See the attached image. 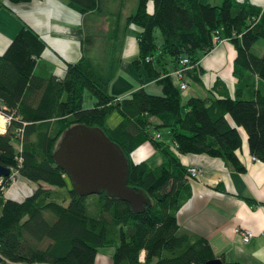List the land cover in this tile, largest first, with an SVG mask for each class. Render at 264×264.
<instances>
[{
  "label": "trees",
  "instance_id": "16d2710c",
  "mask_svg": "<svg viewBox=\"0 0 264 264\" xmlns=\"http://www.w3.org/2000/svg\"><path fill=\"white\" fill-rule=\"evenodd\" d=\"M69 1L82 13L99 9L98 0ZM136 6L124 23L121 17L111 23L114 51L108 57L113 66L107 72L103 62L84 55L61 78L35 76L45 43L29 28H23L0 56V108L6 107L15 118L8 133L0 134V164L18 167L17 157L22 156L19 180L35 185L23 200L9 199L7 191L2 195L0 264H6L5 259L19 264H97L100 250L112 247V264H206L217 258L207 239L177 222L190 195V181L195 180L181 156L220 158L244 172L237 154L243 146L240 126L247 132L250 153L264 162V91L251 79L264 81V56L252 53L255 43L264 41V15L249 2L237 0H222L219 6L200 0H137ZM130 23L142 29L134 65L144 67L154 79L165 74L158 81L163 94L144 88L123 99L109 94L120 58L119 35ZM216 32L237 49L235 96L192 97L185 104L169 77L171 71H155L153 63L167 59L177 69L187 58L198 69L202 57L216 47ZM86 91L96 99L90 109L83 107ZM114 112L122 119L110 127L107 119ZM78 124L102 128L122 148L129 160V187L150 198L151 206L143 213L104 192L88 197L76 193L53 156L65 131ZM146 143L163 158L160 165L150 167L132 158ZM6 186L9 190L12 185ZM222 264L245 263L223 259Z\"/></svg>",
  "mask_w": 264,
  "mask_h": 264
},
{
  "label": "crops",
  "instance_id": "0c3cea01",
  "mask_svg": "<svg viewBox=\"0 0 264 264\" xmlns=\"http://www.w3.org/2000/svg\"><path fill=\"white\" fill-rule=\"evenodd\" d=\"M237 1L249 2L264 15V0ZM0 2V56L11 47L23 28L31 29L45 43L41 57L35 62L34 70L35 76L45 79L65 76L67 67L81 60L84 55L103 62L104 71L111 70L113 63L108 57L114 51L110 40L111 23L116 17H121L124 23V19L137 9V0H98L99 9L90 13L79 12L69 0H33L25 4H13L9 0ZM112 5L115 8L111 12ZM130 5L132 8L129 9ZM125 35V30H122L118 39V64L125 55H133L135 60L140 52L138 32L135 31L132 37ZM87 36H90V41H86ZM256 43L261 45V53L254 55L262 56L260 54H264V44L259 41ZM236 55L234 43L224 39L211 53L202 57L198 69L194 66L186 73V89L180 90L179 82L173 78L181 91L182 102L186 104L192 97L223 98L226 95L233 98L238 81L234 77ZM168 64L169 60L166 59L162 63L154 62L153 67L155 71L162 73L170 70V77L175 69ZM141 68L137 69L140 80H137L127 94L140 88H144L148 93L163 94V86L158 81L165 74L159 79H154L145 69L150 78L147 79ZM194 69L196 71L191 72ZM251 79L256 89L264 91L262 79L256 76H251ZM217 83L220 84L218 88L215 87ZM241 133L244 144L237 154L240 163L245 167L244 172H238L220 158L199 154L181 156L184 167L198 168L201 173L196 180L190 181V195L179 209L177 222L185 231L207 239L217 258L221 260L229 263L237 261L245 264H264V162L253 159L248 136L243 131ZM132 158L136 162L146 161L150 167L163 162L155 148L147 143L141 145ZM152 158L154 161L158 160L157 165L152 163ZM19 182L16 183L19 188L16 184L12 185L10 188L15 187V190L9 196L6 193V197L23 200L35 186L25 180ZM251 199L253 201L250 203ZM236 227L250 230L255 236L246 243L235 233ZM97 264L112 262L100 252Z\"/></svg>",
  "mask_w": 264,
  "mask_h": 264
},
{
  "label": "water",
  "instance_id": "95a60500",
  "mask_svg": "<svg viewBox=\"0 0 264 264\" xmlns=\"http://www.w3.org/2000/svg\"><path fill=\"white\" fill-rule=\"evenodd\" d=\"M54 151L55 162L77 194L88 197L104 192L129 203L137 214L151 206L147 192L129 187V160L102 128L74 125L65 131ZM10 174L11 169L0 164V178ZM206 264H222V260L215 258Z\"/></svg>",
  "mask_w": 264,
  "mask_h": 264
},
{
  "label": "rangeland",
  "instance_id": "374dc122",
  "mask_svg": "<svg viewBox=\"0 0 264 264\" xmlns=\"http://www.w3.org/2000/svg\"><path fill=\"white\" fill-rule=\"evenodd\" d=\"M221 1L222 0H200V2L203 4H212L215 6L221 5ZM110 8H111V12H112L115 7L112 5V7H110ZM130 8H132V5L129 6V9ZM127 17H129V16H127ZM127 17H126V19H127ZM126 29L127 30L125 31L126 32L125 37H132V35L134 34L135 31H137L138 35H139L142 31V29L140 27H138L136 24L134 25L132 23H130ZM155 35H156L158 43H161L163 38H161L160 32L157 31ZM259 42H260V44H264L263 40H260ZM256 44L257 43H255L254 47L252 48L253 54L254 53H261L260 52L261 45H256ZM138 48H139V45H138ZM260 55L264 56V54H260ZM134 57L135 56H133V55H130V56L125 55L124 57H122V60H121L122 62L120 64L116 65L114 68V71H113L114 76L110 82L109 92H110V95H112L113 97H115L117 99H123V98H126L127 95H130V93L127 94V91L129 89L133 88V85L137 82L138 79L140 80V73L137 71V69L134 65V60H133ZM141 71H143V73L145 75H147V79H150L148 76V73L145 71V68L142 67ZM125 94H127V95H125ZM84 96H85L84 102H83L84 109L93 108L94 107L93 105H94L96 99H94L93 96L90 95V92H88V91L85 92ZM121 119H122V116H120L118 112L117 113L114 112V113L109 115V118L107 119L106 125H109L111 127H115L121 121ZM237 128L239 131L245 132L243 127L237 126ZM245 133L247 135V132H245ZM242 138H243V136H242ZM157 161H154L152 158V163L154 165H157V163H158ZM20 180L18 177L17 181L15 183H11L10 186L16 184L17 182L20 183L19 182ZM16 185L18 186V184H16ZM18 188H19V186H18ZM14 190H15V187L12 189L10 188L7 191V196H9V194ZM114 250H115V248H113V247L112 248H103L100 250V252H101V254L103 253L106 256H108V258L112 259Z\"/></svg>",
  "mask_w": 264,
  "mask_h": 264
},
{
  "label": "built area",
  "instance_id": "2783aa9c",
  "mask_svg": "<svg viewBox=\"0 0 264 264\" xmlns=\"http://www.w3.org/2000/svg\"><path fill=\"white\" fill-rule=\"evenodd\" d=\"M224 41V39L220 38V35L218 32L214 35L213 43L215 46L219 45ZM194 64L191 63V61L187 58H182L179 64V67L175 69L174 72L171 73L173 78H175L176 81L179 82V89L184 90L188 87V84L185 80V75L188 71H190L192 68H194ZM14 113L11 112L10 110H7L6 107L0 108V134L1 135H6L8 133L9 127L11 124L14 122ZM19 131L23 132L22 129ZM160 137L159 135H157ZM18 153H21L22 151V146L21 144L17 146L16 148ZM254 160L258 161L255 157L253 158ZM23 158L22 156L17 157V164L18 167L11 168V176L10 177H1L0 178V207H1V202H2V195L7 191V184L15 183L19 177V169L22 166ZM189 172L191 174V178H198L200 176L201 170L198 168H190ZM1 210V208H0ZM235 233L240 236L241 240L248 243L250 240L255 236L254 232L244 229V228H239L236 227ZM4 262L6 264H19V263H13L10 262L9 260L5 259Z\"/></svg>",
  "mask_w": 264,
  "mask_h": 264
}]
</instances>
